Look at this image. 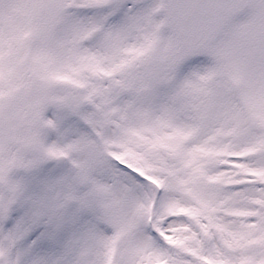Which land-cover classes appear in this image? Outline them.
I'll return each instance as SVG.
<instances>
[{"label": "snow or ice", "instance_id": "1", "mask_svg": "<svg viewBox=\"0 0 264 264\" xmlns=\"http://www.w3.org/2000/svg\"><path fill=\"white\" fill-rule=\"evenodd\" d=\"M0 264H264V0H0Z\"/></svg>", "mask_w": 264, "mask_h": 264}]
</instances>
